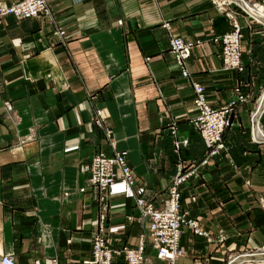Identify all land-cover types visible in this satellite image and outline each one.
<instances>
[{
	"label": "crops",
	"instance_id": "1",
	"mask_svg": "<svg viewBox=\"0 0 264 264\" xmlns=\"http://www.w3.org/2000/svg\"><path fill=\"white\" fill-rule=\"evenodd\" d=\"M217 1L46 0L48 14L0 17V254L16 264H80L100 234L123 264V247L139 234L148 245L135 198L160 204L179 165L206 150L192 123L191 81L211 107L233 103L224 148L179 185V209L199 231L181 224L178 263L225 264L264 243V20ZM229 14L240 25L241 69L222 67L218 36ZM169 34L191 44L188 76ZM99 150L123 153L132 185L88 182Z\"/></svg>",
	"mask_w": 264,
	"mask_h": 264
},
{
	"label": "built area",
	"instance_id": "2",
	"mask_svg": "<svg viewBox=\"0 0 264 264\" xmlns=\"http://www.w3.org/2000/svg\"><path fill=\"white\" fill-rule=\"evenodd\" d=\"M228 0H218L217 6L229 4ZM251 4H260L264 8V0H252ZM238 5V4H237ZM243 9L240 5H238ZM49 9L46 0H13L7 3H0V17L11 14L17 18L36 17L38 15L48 14ZM253 20L257 19L249 14ZM231 16L230 29L222 32L218 39L220 41V54L223 68L241 69V51L239 43L241 39L240 25L235 18ZM163 25L167 26L164 22ZM63 30L56 28L54 33L61 35ZM190 42L181 37L169 34L168 50L173 56L176 66L181 75L188 76L186 67V58L190 52ZM192 101L196 109L192 117V123L201 137L206 142V150L198 163L187 169H182L179 165L176 172L171 176L167 186L166 194L162 202L158 205L142 197H136L134 204L140 211L141 216L147 218V239L148 245H145L143 234H139L135 247H123V264H179L180 247L178 244L180 235V226L186 223L194 231H199L194 220L185 216V212L179 209V185L191 174H194L198 164H203L208 157L224 148L222 140V131L230 122V112L233 101H229L219 107H211L205 99V91L202 84L197 81H191ZM237 98L242 96L237 94ZM7 109L10 108L7 102L4 103ZM100 123L99 118L95 119ZM106 133L109 129L104 126ZM173 131V129H171ZM186 139L173 140V147L177 148L180 143H185ZM88 182L99 190L107 187L115 179H120L129 185L135 181L132 168L126 161L123 153L114 150L112 154H105L103 151H96L89 159ZM83 187H78L82 190ZM68 190L62 191V196H66ZM112 250L100 234H94L90 243V254L83 258L80 264H114L111 260ZM153 251V252H152ZM115 252H117L115 250ZM257 252H263L264 244L252 251H247V255H253ZM250 253V254H249ZM240 254V253H239ZM249 264H264L254 259L249 260ZM252 261V262H251ZM55 264H60L55 262ZM0 264H16L15 259L9 253L0 254ZM228 264V263H227Z\"/></svg>",
	"mask_w": 264,
	"mask_h": 264
},
{
	"label": "bare ground",
	"instance_id": "3",
	"mask_svg": "<svg viewBox=\"0 0 264 264\" xmlns=\"http://www.w3.org/2000/svg\"><path fill=\"white\" fill-rule=\"evenodd\" d=\"M229 2H231V0H228ZM241 1H243V0H241ZM244 2V1H243ZM231 3H235V2H231ZM245 3V2H244ZM237 4V3H236ZM251 4V3H250ZM239 5V4H238ZM242 5H244V4H242ZM252 5V7L254 8V9H256V12L255 11H253L254 13H258L257 15H264V8L260 5V4H256V5H253V4H251ZM249 6V5H248ZM247 5L246 6H242V8L243 9H249L250 7H248ZM249 14H251V13H253L251 10H249ZM257 20L258 19H263L262 17H260V16H254ZM264 20V19H263ZM259 109H257L256 111H258ZM252 117H253V114H252ZM251 117V118H252ZM253 120V119H252ZM252 137V136H251ZM253 138V137H252ZM248 253H246V254H243V255H237V256H235L228 264H231L233 261H234V259H237L238 257H241V256H243V257H251L252 259H254V260H260L261 262H262V260L264 259V254H263V252H257V253H255V254H253V255H247ZM250 254V253H249Z\"/></svg>",
	"mask_w": 264,
	"mask_h": 264
},
{
	"label": "rangeland",
	"instance_id": "4",
	"mask_svg": "<svg viewBox=\"0 0 264 264\" xmlns=\"http://www.w3.org/2000/svg\"><path fill=\"white\" fill-rule=\"evenodd\" d=\"M231 2H232V0H231ZM234 2L237 3V4H239L241 7H242V6H246V5L248 6V5H249L248 7H250V8H249V9H247V8L245 9L248 13H250L249 10H251L252 12H253V11L256 12V9H254L250 3H244V2H241V1H238V2H237V1H234ZM242 4H244V5H242ZM257 14H258V13H254V12L251 13L252 16H260V17H262V18L264 17V15L262 16V15H257ZM263 19H264V18H263ZM254 21H255V20H254ZM258 23H259V22H258ZM260 24H261V23H260ZM261 25H262V24H261ZM261 27H262V31H263V25H262ZM263 33H264V31H263ZM251 121H252V126H251V128H252V127H253V120H252V118H251ZM203 155H204V154H203ZM182 169H183V168H182ZM263 209H264V207H263ZM193 231H194V230H193ZM263 244H264V243H263ZM263 244H261V245H263ZM261 245H260V246H261ZM258 247H259V246H258ZM256 248H257V247H256ZM256 248H254V249H256ZM254 249H247V250H243V251H241V252H236V253H234L233 255H231V256L228 258V260H227V262H226L225 264L229 263V262L231 261L230 259H231L232 257L234 258L235 256L239 255V253H240V254H243V253H246L247 251H252V250H254ZM233 258H232V259H233ZM249 262H250L249 260H248V261H245V260H244V261H241V262H237L236 264H249ZM251 262H252V261H251Z\"/></svg>",
	"mask_w": 264,
	"mask_h": 264
},
{
	"label": "water",
	"instance_id": "5",
	"mask_svg": "<svg viewBox=\"0 0 264 264\" xmlns=\"http://www.w3.org/2000/svg\"><path fill=\"white\" fill-rule=\"evenodd\" d=\"M264 89V88H263ZM233 258V257H232ZM232 258L230 260H232Z\"/></svg>",
	"mask_w": 264,
	"mask_h": 264
}]
</instances>
